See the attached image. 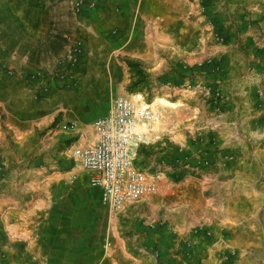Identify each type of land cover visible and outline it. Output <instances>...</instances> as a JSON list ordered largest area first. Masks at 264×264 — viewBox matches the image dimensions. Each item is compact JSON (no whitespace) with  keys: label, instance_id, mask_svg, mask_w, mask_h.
<instances>
[{"label":"rangeland","instance_id":"1","mask_svg":"<svg viewBox=\"0 0 264 264\" xmlns=\"http://www.w3.org/2000/svg\"><path fill=\"white\" fill-rule=\"evenodd\" d=\"M36 1L0 0L17 16L0 14V97H57L58 108L14 133L0 105V264H181L191 254L202 264L203 242L219 239L213 264H264V0H92L81 11ZM135 92L182 109L172 131L135 148L156 195L111 212L73 157L77 126ZM192 179L226 223L193 226L178 243L173 214L197 216L173 194ZM11 209L21 225L8 222ZM176 240L184 258L165 262Z\"/></svg>","mask_w":264,"mask_h":264},{"label":"built area","instance_id":"2","mask_svg":"<svg viewBox=\"0 0 264 264\" xmlns=\"http://www.w3.org/2000/svg\"><path fill=\"white\" fill-rule=\"evenodd\" d=\"M93 4L92 0H71L76 11ZM137 121L132 101L115 93L107 111L92 122L98 137L96 143L88 145L77 140L80 142L76 141L73 147V157L88 174L90 184L100 191L103 204L111 212H119L127 204L155 194L159 189L156 179H149L147 173L136 165V155H131ZM138 147L139 144L136 149ZM184 165L189 167L188 163Z\"/></svg>","mask_w":264,"mask_h":264},{"label":"crops","instance_id":"3","mask_svg":"<svg viewBox=\"0 0 264 264\" xmlns=\"http://www.w3.org/2000/svg\"><path fill=\"white\" fill-rule=\"evenodd\" d=\"M19 12H22V11L19 10ZM30 13L31 11L29 10L23 11V15L25 16V18H31L32 16L30 15ZM38 17L41 18L40 16ZM35 22H38V21L35 20ZM34 26L36 27V25ZM4 79L5 78H2V74L0 73V84L5 83ZM12 96L14 98L13 100L11 98L9 99V98L0 97V105L7 106L6 110H7L8 121L10 123V126H12L14 133L16 131H20L23 128L30 127L31 124H34V122H37L38 120H40V118L44 116L46 113L55 112V110L58 108L57 107V103H58L57 97L56 98H52V97L42 98L40 100V99L34 98L33 96L29 94H23V93L20 94V92H17V90ZM71 116H72V113L67 114L68 118H70ZM9 163H10V160H9ZM7 185L9 186V184ZM186 186H188V188ZM181 187L183 189V192H180L179 190L181 189ZM177 190L178 191L174 192L173 194L174 196L172 199V204L174 206L181 205V204H188L190 207L192 208L194 207L195 215L197 216L195 217L192 214H190L189 216L182 215L181 209L179 210V212H175L176 214H173L174 220L177 223V229L179 231L178 233L179 242L177 240L173 241L174 244L172 243V248L171 249H169L168 247L164 248L163 253L164 255H167L165 257V262H167L168 260H172V262L177 261L179 263V261L181 260L180 258L183 257V253L179 252V248L175 249V247L177 246V242L181 243L180 239L185 237L183 235L187 234L193 226H197L201 223H204L207 226L214 225L216 230H219V229L221 230V228L223 227V224H225L226 222L223 219H217L216 217L213 216L215 213L219 211V207L215 206V202L210 203V206H208V202H206L202 187L195 180L192 179L183 184H180ZM163 198H164V195L162 194L159 197H156L155 199L156 200L158 199V201L161 199L162 201L164 200ZM7 200L8 199L3 201V198L0 199V208H5V203L7 202ZM213 208H216V209L213 210ZM206 210L208 212H206ZM202 212L204 213L206 212L203 217L199 216L200 214H202ZM20 214L21 213H19L15 209H11L7 211L6 218L11 226H19L26 220V218L24 219V221L19 219ZM230 227H233V226H230ZM245 241L246 239L243 237H238V236L230 237V242L233 243L234 246H237V247H242ZM203 243H202L203 244L202 247H204V250L203 248H199V250L201 253L205 254V257L207 258L206 259L204 258L202 264H213L212 261L209 260V258L210 256L212 257V254H214L215 251L218 252V250H221L219 247L221 240L219 239L213 245L210 244L208 246L205 242ZM191 257H192V254L189 257H185L183 261H180L181 264H195L196 262V260H194L195 258L191 259ZM238 264H241V263L238 261Z\"/></svg>","mask_w":264,"mask_h":264},{"label":"bare ground","instance_id":"4","mask_svg":"<svg viewBox=\"0 0 264 264\" xmlns=\"http://www.w3.org/2000/svg\"><path fill=\"white\" fill-rule=\"evenodd\" d=\"M128 98L135 105L136 115L138 117V121L135 127L136 137L132 141L133 145L131 149V155L132 157H134L136 155L135 148L137 143L139 144V140H143L147 143L152 142L160 138L161 135L170 132L174 129V125H176V116L182 109V104L181 102L172 101L166 96H156L151 101H147L144 98L142 92L130 93ZM77 127H79L80 130L83 132L81 136L82 143L88 145H94L96 143L98 137L94 132L93 126H91L90 124L82 125L78 123ZM149 179L152 180L154 179V177L149 176ZM186 187L188 188V186ZM179 190L180 192H183L182 187ZM152 195L156 194L146 195L145 197ZM23 219L24 218H21V220ZM14 231L21 233L24 231V229L17 230V228H14ZM116 249L118 248L115 246L112 248V250Z\"/></svg>","mask_w":264,"mask_h":264},{"label":"trees","instance_id":"5","mask_svg":"<svg viewBox=\"0 0 264 264\" xmlns=\"http://www.w3.org/2000/svg\"><path fill=\"white\" fill-rule=\"evenodd\" d=\"M30 4L31 5H34V6H42V4L39 2V1H31L30 0ZM0 14H1V16L3 17L2 19H1V21L2 20H4V19H6V17L7 16H15V17H17L15 14H14V12H13V10H12V8L10 7V6H4V10H2V11H0ZM21 27H22V29L24 30V24H22L21 23V25H20ZM34 53V52H33ZM60 120V115H58L57 117H56V119H55V121H59ZM185 176V172H181V173H179L178 174V179H182L183 177ZM1 227V226H0ZM19 246H23V244H21V243H19L18 244Z\"/></svg>","mask_w":264,"mask_h":264}]
</instances>
